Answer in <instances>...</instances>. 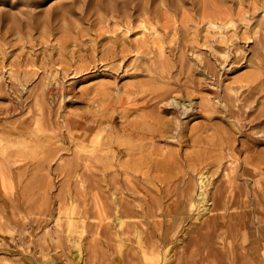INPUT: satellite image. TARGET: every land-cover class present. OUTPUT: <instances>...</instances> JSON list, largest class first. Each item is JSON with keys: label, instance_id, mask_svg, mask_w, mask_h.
I'll return each mask as SVG.
<instances>
[{"label": "rangeland", "instance_id": "rangeland-1", "mask_svg": "<svg viewBox=\"0 0 264 264\" xmlns=\"http://www.w3.org/2000/svg\"><path fill=\"white\" fill-rule=\"evenodd\" d=\"M91 1L44 0L34 10L35 0H0V12L10 13L0 14V131L8 132L24 124L31 132L41 130L36 133L39 138L44 135L41 139L45 146L34 147L32 157H25L22 163L31 160L32 164L46 162L45 166H49L35 175L31 194L22 195L24 207L20 216L18 213L13 221L3 213L0 222L7 223L9 233H0V264H74L69 251L74 241L79 242L81 250L82 259L78 264H120L112 238L113 222H100L96 216L93 202L96 190L91 187L95 176L78 168L79 174L87 171L89 175L68 177L59 169L79 148L89 150L97 145L92 146L86 141L84 146H78L72 142L76 148L65 138L63 144L58 142L61 133H67L64 106L73 113L87 116L94 109L105 112L103 105L91 110L86 104L89 97L86 92L101 85L108 87L109 97L121 89L135 90L132 97L140 99L141 105L162 89L170 88L169 93L182 96L190 108H207L196 114L190 123V127L199 129L187 131V134L193 133V137H205L204 143L198 144L199 149L191 140L178 145L156 141L154 146L157 148L165 147L179 156L196 152H203V157L214 154L212 158L220 160L223 166L227 163L228 167L239 165V171L243 157L256 155L259 151L257 155L264 160V141H260L264 136L255 143L250 140V143L245 133L250 130L248 124L251 123L229 119L224 113L227 110L245 112L250 115V121L258 123L259 112H264V0H164L160 4L156 0H103L100 9H96L97 6L90 8ZM64 2L72 4L69 6L74 14H51L48 21L44 20L42 13L46 9L55 10ZM140 6L144 8L142 13ZM18 11L26 14H18ZM58 15L64 17V21H54ZM188 85L199 89L190 90ZM179 87H182L181 93ZM55 91L58 95L52 96ZM214 94L219 99L213 98ZM204 98L209 100L206 107L202 105ZM148 111L150 113L152 109L145 107L134 112L117 108L115 121L122 122L126 117L132 120ZM123 112L126 117L121 119ZM186 120L182 118V122ZM259 120L260 125L256 128L264 131V116ZM243 124L248 127L242 129V134L236 133L235 127ZM229 144L232 152L226 149ZM220 147L222 152H219ZM59 157L62 160L59 161ZM92 172L95 171L92 169ZM201 172L208 174L205 168ZM256 178L259 188L264 187V175L260 173ZM80 180H85V187ZM250 180L248 187L252 188L253 181ZM147 186L155 191L148 182ZM83 188L86 189L84 192ZM11 191L3 189L0 196L7 199ZM141 193L146 191L141 188ZM143 194L139 196L143 197ZM152 194L147 193L148 196ZM70 199H75L72 214L68 210ZM56 214L61 220H56ZM76 215H82L85 225L88 224L82 237L71 232L66 218L75 219ZM207 215L191 222H203ZM160 218L151 216L143 220V228L148 229L147 232L155 229ZM130 221L137 223L138 219ZM190 227L185 226L184 233ZM95 231L100 234L96 235ZM20 233L24 235L23 239L18 238ZM178 236L180 241L170 253L171 260H174V252L179 254L185 243L186 235L179 233ZM129 249L123 247L121 250L122 264H136Z\"/></svg>", "mask_w": 264, "mask_h": 264}, {"label": "bare ground", "instance_id": "bare-ground-1", "mask_svg": "<svg viewBox=\"0 0 264 264\" xmlns=\"http://www.w3.org/2000/svg\"><path fill=\"white\" fill-rule=\"evenodd\" d=\"M42 1L44 0H35V5L32 6V9L36 10L42 4ZM102 1L92 0L89 3V7L94 8L97 6L96 9H100ZM163 1L156 0L158 4ZM69 5L72 4L64 2L60 3L55 10L52 8L46 9L42 13L45 14L43 16L45 17L44 20L48 21L51 18V14H72L73 12L70 11ZM143 9L140 6L139 10L141 13ZM27 12L36 14L31 11ZM0 14L10 13L0 12ZM18 14L26 13L18 11ZM61 20L64 21V17L61 15L54 18V21L59 22ZM46 21L45 23H47ZM40 23L37 24V27ZM209 23L213 26L215 25L214 22ZM43 25L46 24L43 23ZM187 87L193 91L199 89L190 85ZM168 89L170 88L162 89V91L153 95L152 98L141 105L140 99L132 97L135 90L121 89L117 91L116 95L109 97L108 87L101 85L96 90L94 88L95 91L86 92L87 97L89 96L86 99V104L89 108H92L91 110L96 106L100 107L103 105L106 108L105 112H99L100 110L94 109L90 112L91 115L87 116L76 112L74 114L71 112L72 110L70 111L64 106L63 113L68 124L67 133L64 134L62 132L58 142L63 144V138H65L71 143H78V146L87 143L86 141L92 146L94 143V146L97 145L89 150L82 147L79 148L80 150L73 153L72 158H69L64 164L59 166L60 172L68 177L75 175L81 178L85 175L88 176V171L92 173V177L95 176L91 187L92 190H96V195L94 196V201H91L94 202L98 221L110 220L111 222L109 223L113 222L114 231L112 238L115 239L116 259L120 264H122L123 253L121 254V250L123 247L130 248L132 260L136 264H264V187L259 188L258 179L256 178L260 173L264 175V166H261L264 164V160H261L262 156H259L260 154L257 155L258 151L256 155L251 154L248 157H243L241 159L242 169L239 171V165L228 167L226 162L227 165L223 166L220 160L212 158L214 154L203 157V152H196L184 153L179 156L172 151H168L165 147H155L156 141L177 145L183 144V142L188 140L193 141L196 145L200 142L204 143L203 138L205 137H193V133L187 134V131H197L199 129H195V126L190 127V123L196 118V114L207 111V108L198 106L190 108L189 104H185V101L182 100V96H180L181 98L172 96L171 94L175 92L169 93ZM55 92L51 93L52 96L58 95ZM250 94L251 92L248 95L250 96ZM213 98L219 99L217 94H214ZM203 102L204 104H201L206 107L209 102L208 98H204ZM246 102L247 99L245 100ZM145 107L151 108L152 111L137 115L132 120H127L123 112L120 117L123 119L122 117L125 116L126 119L118 123L115 121L117 108L122 109V111L133 110L135 112ZM224 113H227L225 116L229 119L244 120L251 123L250 125L248 124L250 130L248 132L245 130L246 133L244 132L245 136L249 138V142L251 140L255 143V141L260 140L264 136V131L259 129V127H257L258 129L256 128V126L260 125L259 122L261 121L259 119L264 116V112H259L256 118L258 123L250 121L248 119L250 115L244 114L245 112L238 113L233 110H227ZM183 117L187 120L182 122ZM24 125L23 127L13 128V130L10 129L8 132L0 131V191L3 189H6V191L12 190L11 195L7 199H3L0 196V203L2 204L0 205V220L4 218L3 213H6L11 219L13 218V221L16 219L15 217L24 207L22 195L31 194L35 175L49 168L48 164L45 166L46 162H40L35 165L30 163L31 160H27L26 163H22L25 157H32L34 147L37 149V146H45V142L41 139L44 135L41 138L37 135L41 130L31 132ZM245 126L247 125L243 124L238 128L232 129L236 130V133H241ZM32 134L37 136L33 137L34 135L32 136ZM221 134H219L220 137L224 136ZM211 137L214 138L213 135ZM216 137L215 140L217 139ZM215 140L212 141L214 142ZM218 140L221 141V139ZM213 142L208 141L209 144ZM89 143L87 144L88 147H90ZM226 149L232 152V145L229 144ZM213 150L217 151L216 148H213ZM38 151L40 150L38 149ZM222 151V148L219 149V152ZM207 153L210 154L209 152ZM183 167L186 168L182 171L180 168ZM78 168H83L87 171L79 174ZM203 168L206 169L208 174L205 175L201 172ZM92 169L95 172H92ZM77 171L78 174H76ZM249 179H252L250 180L251 182L253 181L252 188L248 187ZM80 181L82 187H85L83 185L85 180ZM147 182L152 185L155 191H152V188H148ZM140 187L146 191L145 194L141 193ZM148 192L149 194L152 192L154 195L148 196ZM140 194H143V197H140ZM73 200L75 201V199ZM73 200L68 202L69 214L74 210L75 204ZM81 210L83 211V209ZM205 215L207 216L203 222L193 223L202 219ZM151 216H159L161 218L160 220L158 219L159 221L157 220L156 228L147 232L146 230L148 229L143 228V220L146 221ZM66 218H68V225L72 227L71 232L82 237L81 235L85 233L86 225H88L87 223L85 225V218L82 215L75 219ZM134 218L138 219L137 223L130 221ZM58 219H60L59 215H57L56 220ZM192 220L193 222H191ZM78 224H80V227H78ZM187 225H191V227L184 233ZM65 227L67 228V225ZM77 228L80 229L77 231ZM8 230L7 223L0 222V233L3 231L9 233ZM179 233L186 235L185 243L181 247L182 251L179 254L174 252V260H171L170 253L176 248L177 242L180 241ZM95 234L99 235L100 233L95 231ZM105 235L103 234L102 236ZM23 237L22 233L18 235L19 239H23ZM72 245L69 250L70 255L74 264H78L82 259L79 242L74 241ZM54 254L56 255V253Z\"/></svg>", "mask_w": 264, "mask_h": 264}]
</instances>
